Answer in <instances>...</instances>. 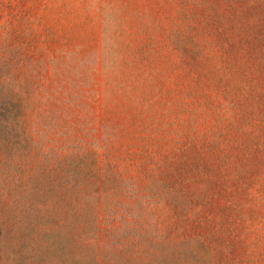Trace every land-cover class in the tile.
<instances>
[{
    "label": "rangeland",
    "instance_id": "374dc122",
    "mask_svg": "<svg viewBox=\"0 0 264 264\" xmlns=\"http://www.w3.org/2000/svg\"><path fill=\"white\" fill-rule=\"evenodd\" d=\"M0 264H264V0H0Z\"/></svg>",
    "mask_w": 264,
    "mask_h": 264
}]
</instances>
